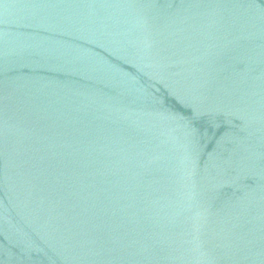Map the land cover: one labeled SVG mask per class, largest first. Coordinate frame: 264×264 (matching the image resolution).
Instances as JSON below:
<instances>
[{"label": "water", "instance_id": "1", "mask_svg": "<svg viewBox=\"0 0 264 264\" xmlns=\"http://www.w3.org/2000/svg\"><path fill=\"white\" fill-rule=\"evenodd\" d=\"M0 264H264V0H0Z\"/></svg>", "mask_w": 264, "mask_h": 264}]
</instances>
